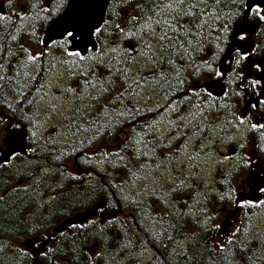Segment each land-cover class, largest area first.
<instances>
[{
    "label": "snow or ice",
    "instance_id": "obj_1",
    "mask_svg": "<svg viewBox=\"0 0 264 264\" xmlns=\"http://www.w3.org/2000/svg\"><path fill=\"white\" fill-rule=\"evenodd\" d=\"M31 7L36 8V5ZM117 8L120 10L116 11ZM61 9H65L63 14L57 16ZM105 10L115 13L111 22L104 18ZM41 12L50 14L43 17L50 21L49 37L39 41L46 50L33 54L23 44L13 50L0 43V107L7 109L0 111V128L7 133L6 137L0 136V149L7 145L3 161L6 163L21 155L25 140L29 145L43 141L39 155L45 156V163L40 167V177L31 174L36 183L39 185L45 176L51 180L57 174L77 180L78 175L72 171L66 174L60 167L62 158L68 156L70 150L80 151L76 146L85 140L94 142L101 133L113 136L119 131L123 139L118 141L116 151L105 149L103 153H83V159L87 161L100 154L102 161L113 168L126 169L125 180L120 185H111L116 189L112 207L130 206L132 216L126 218L138 217L150 211L139 198L155 196L165 213L150 215L149 219L160 224L162 233H167L171 261L175 264H260L264 260V234L252 230L256 223L253 218L264 223V214L241 212L239 222L227 233L216 224L214 227L221 229L223 238H218V242L209 248L207 243H199L202 233L190 227L191 221H195L196 227L208 231V222L213 219L206 208L208 193L189 182L187 188L193 191L184 199L181 208V201L174 195L185 190L184 181L175 178L178 182L174 187L166 188L159 180L165 174L171 175V165L180 155L186 157V162L199 160L202 149L197 148L196 142L199 140L204 144L207 133L218 130L216 139L223 143L225 137L219 132L224 131L225 126L231 125L238 131L240 126H248V117L236 115L227 104L218 103L229 96L227 89L222 94H213L194 83L191 75L198 74L203 67L208 72L214 71L218 80L222 79L224 72L215 70L213 65L221 57L227 60L229 55L232 57L229 83L238 78L243 87L250 68L264 73V65L250 59L258 50L264 49V43L250 44L253 29L264 32V7L248 0H74L72 3L59 0L56 12H51L45 5L34 16L20 19H35ZM52 16L56 18L51 19ZM4 20L7 17L0 15V21ZM106 32L115 34L117 39L103 47L98 48L94 43L91 48L87 47L94 38L99 39ZM30 35L35 41V31ZM11 40L17 42L18 37L11 35ZM76 41L79 43L73 47ZM122 41L127 43L122 44ZM57 50L61 55L54 54ZM83 51L90 55L85 56ZM245 61L248 63L241 70ZM30 68L34 71H29ZM66 76L73 78L75 86L62 83ZM260 84L259 77L247 79L251 89ZM153 94L164 102L152 104ZM235 95L239 96L241 92ZM204 96L208 99L204 100ZM192 97L197 98L196 102H190ZM40 104H43L42 109L38 107ZM258 104L264 106V99ZM251 107L255 109L257 105ZM223 109L228 111L222 123L213 121V114ZM161 124L164 125L163 132ZM53 127L55 131H49ZM251 129H264V123H251ZM173 132L175 135H170ZM176 141L182 142L172 149ZM189 142L193 148L190 153ZM239 147L243 149L244 144ZM160 149H172L176 155L161 160ZM28 151L35 153L36 148L29 147ZM261 151L264 152V148ZM204 155L209 156L208 153ZM243 159V166L247 167L248 158ZM152 160L156 161L155 165L150 163ZM162 164L166 165L163 170ZM196 175L198 173L194 172L186 179H195ZM137 179L145 182L133 199L125 189L131 190ZM148 179L156 186L149 185ZM260 191L264 193V188ZM158 192L162 195L157 196ZM230 198L237 210L264 208V200L238 199L235 189L231 190ZM6 203L5 196L0 195V206ZM197 205L201 207L197 209ZM117 223L120 220L115 214L111 218L101 216L98 234L104 241V248L95 253V257L107 256L114 264H119V252L131 256L133 248L126 230L117 234L115 246L108 248L112 238L105 237L104 227ZM87 226L73 225L79 229ZM160 234L153 232L152 239L157 240ZM60 235L65 234L61 232ZM177 236L182 238L176 239ZM72 243L75 245L76 241ZM32 244L46 260L59 258L67 264L65 257L80 255V250L74 246L60 254L55 237L47 234L42 238L37 236ZM45 245L48 246L43 250ZM163 264L171 262L165 260Z\"/></svg>",
    "mask_w": 264,
    "mask_h": 264
},
{
    "label": "trees",
    "instance_id": "obj_2",
    "mask_svg": "<svg viewBox=\"0 0 264 264\" xmlns=\"http://www.w3.org/2000/svg\"><path fill=\"white\" fill-rule=\"evenodd\" d=\"M0 3L3 4V12H0V15L7 17V20L0 21V43H4L6 47L10 46L13 50L17 48L18 44H23L32 51L31 48L41 45L39 41L42 38V33L50 22L43 19V17L50 14L41 12L39 17L25 20H21L20 17L34 16L45 5L49 7L51 12H56L59 0H7L5 2L0 0ZM33 4L36 5V8L31 7ZM119 10V8L116 9V11ZM63 11L64 9H61L57 13V16ZM113 15H115L114 12L109 13L106 10L105 19H109L111 22ZM55 18V16L51 17V19ZM32 31L36 33L35 41L30 35ZM10 34L16 35L18 41H12ZM116 39L115 34L106 32L99 39H95V41L99 48L103 47L105 43H110ZM256 40L257 43H264V32L260 29L257 32ZM126 42L122 41L121 43L125 44ZM54 54L58 56L61 55V52L57 50ZM88 55H90L89 52L86 56ZM105 62L107 63V56L105 57ZM213 67L216 70V62ZM29 71H34V69L30 68ZM189 75H191V69L189 70ZM203 75L207 76V73L201 68L198 74L191 75V79L199 80ZM70 84L75 86L73 78H70ZM227 90L229 96L224 101H218V103L227 104L237 115L235 100L240 95L237 96L235 93L241 92V89L228 85ZM158 98L160 99L161 97L158 96ZM160 100L161 103L164 102L162 98ZM194 100L197 99L194 98ZM0 111L6 112L7 109L6 107H0ZM227 111L228 109H223L215 112L211 119L217 123H222ZM228 118L231 117L229 116ZM160 127V130L163 132L164 125L161 124ZM49 131H55V129L51 128ZM216 131L218 130H214L213 133H207V139L204 142L212 139V137H216ZM2 132L3 129L0 128V136H2ZM237 134V129L231 125L225 126V130L219 132L220 136L225 137L222 144L227 145L234 142ZM170 135L174 136L175 133L173 132ZM241 135L245 142L252 143L251 138L246 136L247 134L242 133ZM122 139L123 137L119 131L113 136L101 133L94 142L85 140L83 144H78L76 147L80 151L70 150V154L62 158L60 167L64 169L66 174L72 171L73 174L78 175L80 178L77 180L62 178L57 174L51 180H48L47 176L43 177V181H47L46 183L43 181L39 185L36 183L31 174L36 173V176L40 177V167L45 163V156L39 155L40 146L43 144V141L30 145L36 148L35 153L17 156L6 163L0 161V195H4L7 200L6 204L0 206V264H64V260L59 258L46 260L41 257L39 255L40 250L36 245L32 244V241L37 239V236L42 238L46 234L50 237H55L56 246L60 254H63L64 251L73 246L80 250L78 257H65L67 264H114L107 256L95 257V253L104 248V241L100 239L98 234L100 218L101 216L111 218L112 214L119 217L120 223L104 227L105 237L112 238V243L108 245V248L115 246L116 235L123 233L125 230L133 242L131 256H128L125 252L117 254L119 264H163L165 260H169L171 264H175V261H171V244L167 240V233H162L160 224L149 219L150 215L159 216L165 213V209L162 205L158 204L156 197L145 195L139 198L143 202V205L150 209L148 214L126 218L132 216L131 207L121 206L119 209L112 207L116 189L111 188L112 184L120 185L125 180L126 169L122 167L113 168L110 163L102 161L100 154L93 156L91 161L83 159L84 152L91 155L97 151L103 153L105 149L116 151L117 143ZM167 142L165 140V143ZM175 143H173L172 147ZM261 148H264V145ZM261 148L257 152L260 158V160L258 159V163L261 162L263 164V172L260 177L261 183H259L262 187L260 189L264 188V152L261 151ZM170 150L160 149V159L164 160ZM47 162L52 163L51 160ZM150 163L155 165L156 161L152 160ZM244 169L245 171L247 170L242 165L236 171H232L231 169L230 171L226 170L224 176L215 179L212 187H195L208 193L206 208L208 215L213 217L208 222L207 232H203L201 228L196 227L195 221H191L190 223L192 230L202 233L199 239L201 245L207 243L208 247L211 248L218 242V238H223L221 229H215L214 226L224 218L225 213L231 208L232 211L230 210V212L234 213V215L231 221H229L230 230L234 223L239 222L241 212L248 211L264 214V208L237 210L235 202L230 198L231 190L235 189L236 196L240 199L235 188V180L244 172ZM139 180H135L134 186ZM164 186L166 188L174 187L169 185ZM13 189H17V191H13ZM24 189H27V191H24ZM260 189L257 191L255 198L249 199L247 197L246 199L253 202L264 200V193ZM136 191L134 187L131 190L125 189L126 194L130 195L133 199L136 198ZM192 191L193 189L185 188V190L174 195L175 199L181 201V208H183L184 199ZM156 195L160 196L162 193L158 192ZM221 196L223 199H221ZM102 199L104 200V206L98 209L96 205ZM116 203L119 202L117 201ZM188 203H192V201L188 200ZM200 207V205L196 206L197 209ZM102 209L104 211H101ZM253 219L256 223L252 231L264 234V232L257 229V225L261 221L256 219V217ZM90 220H94L96 223L89 225L88 222ZM78 224L88 226L83 229L73 227V225ZM32 229H35V231ZM145 229H149V231L146 232ZM61 232L65 235L61 236ZM153 232L161 233L157 240L152 239ZM181 238L180 236L176 237V239ZM73 241H76L75 245H73ZM21 246H27L29 251L23 250ZM47 246L45 245L43 250H46ZM24 252L28 254L24 255ZM260 264H264V260Z\"/></svg>",
    "mask_w": 264,
    "mask_h": 264
},
{
    "label": "rangeland",
    "instance_id": "obj_3",
    "mask_svg": "<svg viewBox=\"0 0 264 264\" xmlns=\"http://www.w3.org/2000/svg\"><path fill=\"white\" fill-rule=\"evenodd\" d=\"M5 1L7 0H2V2ZM31 49L33 54L43 50L41 45L39 47H33ZM59 67L60 66L58 65V68ZM62 83L70 84V77L66 76L65 80ZM39 108L42 109L43 104H40ZM67 111L70 113V109H68ZM52 129H55V127H53ZM5 134L6 133L3 130L2 136H5ZM239 141L240 143L245 144L246 147L240 152L239 155L234 156V158L229 157L227 152L228 146L232 144H222L218 139H216V137H212V139H209L208 141L204 142V144L196 142L197 148L202 149L200 159H193L190 162H186V157L184 155H180L179 160L171 165V175L165 174L163 177L160 178L159 184L174 186L175 183L178 182L175 178H178V180L184 181L185 188H187L189 182L195 187H212L215 179L217 177L224 176L226 174V170H239L240 167L245 163L243 157H247L248 166L245 167L247 168V170L245 171L244 169V172L241 173L239 177L235 180V188L237 189L239 198H255L257 191L260 189V187H262L259 185V183H261V173L263 172L262 166H259V160L255 157L254 153L252 152V149H254L255 146L254 143L245 142L242 135L240 136L238 133L235 137L234 144L238 143ZM181 142L182 141H176L172 149H175L176 144H179ZM4 148L5 145L3 146V149H0V153L4 150ZM172 149L167 153L168 156L176 155V153H174ZM192 151L193 148L191 147V142H189L188 152L190 153ZM204 153H208L209 156H205ZM28 154L30 155L32 153L28 151ZM225 156L228 157L227 160L224 159ZM165 166L166 165L162 164L161 170H163ZM194 172L198 173L195 179H186V177H191ZM156 175L159 176V171H157ZM144 182V180L140 179L135 184L134 190H139L140 188H142ZM147 182L152 187L156 186L151 179H148ZM230 210L232 211V208ZM230 210L225 213L224 218L218 223L219 225H221L224 233L230 231L229 221H231V219L233 218V213L230 212ZM257 229L261 232H264V223L260 222L257 225ZM22 249L25 251H29L27 246H23Z\"/></svg>",
    "mask_w": 264,
    "mask_h": 264
},
{
    "label": "flooded vegetation",
    "instance_id": "obj_4",
    "mask_svg": "<svg viewBox=\"0 0 264 264\" xmlns=\"http://www.w3.org/2000/svg\"><path fill=\"white\" fill-rule=\"evenodd\" d=\"M258 30L259 29L257 28L255 30V32L252 33L250 36L253 46L255 44H257L256 37H257ZM221 58L216 61V70H220V71L224 72L225 75L222 79L218 80L215 77L214 72L213 73L208 72L206 69H204L202 67V69L207 73V76L203 75L201 79H199V80L192 79V81L194 83L198 84L201 88H203L205 83L217 80V81H220L224 85V89H227L228 85L229 86H235L236 88L241 89V95L235 100L236 110H237L236 113H237V115H243L244 117H248L249 123H248L247 127L240 126V130L239 131L237 130V132L239 133L240 136L243 132V133L247 134L246 136L248 138L249 137L251 138L252 143H254V145H255L254 149H252V152L254 153L255 157L260 160V158L257 155V152L264 145V129L252 130L251 129V123H254V122L264 123V106H261L258 104L259 100L264 99V73H257L254 68H250V69H248V72L246 73L247 78L244 81L243 87H241V82L238 78L235 79L234 81H232L231 83H229V81L232 80V78L228 76V72L231 70V64L229 63V61L232 59V57L230 56V58L226 61L225 65L222 69L219 67V62H220ZM250 59L253 62L260 63L261 65H264V49L258 50L255 54H253L250 57ZM197 62H199V58H197ZM247 63H248L247 61L242 62L241 70H243V65L247 64ZM255 77L260 78L261 84L258 85V87L256 89H251L247 85V79H252ZM194 98H196V97L191 98V102L196 101V100H194ZM160 99L158 98V96L153 94V99H152L151 103L152 104H156L158 102L161 103ZM207 99H208V97L204 96V100H207ZM252 104H256L257 107L255 109H253L251 107ZM185 107H187V106L185 105ZM234 140H235V138H234ZM240 141L238 143H235V144L233 142L232 145H230V146L234 147V154L229 155V157L234 158V156L239 155L240 152L246 147V145L244 144V148L241 149L239 147V145L241 144ZM259 166H262V168H263V164L261 162L259 163Z\"/></svg>",
    "mask_w": 264,
    "mask_h": 264
},
{
    "label": "water",
    "instance_id": "obj_5",
    "mask_svg": "<svg viewBox=\"0 0 264 264\" xmlns=\"http://www.w3.org/2000/svg\"><path fill=\"white\" fill-rule=\"evenodd\" d=\"M74 2V0H69V3H72ZM249 3H252V2H256V3H259L262 7L264 6V0H248ZM67 8V5L65 7V9ZM64 9V10H65ZM0 12H3V4L0 3ZM105 13H106V10H105ZM63 14V12L61 13ZM60 14V15H61ZM104 18H105V14H104ZM49 25H50V22L46 25V27L44 28V31H43V34H42V39L43 40H47L48 37H49ZM256 29H253L252 33L255 32ZM251 33V34H252ZM76 43H79V41H76L73 43V47L75 46ZM96 44L97 46V43L95 41V38L93 39L92 43H89L87 45L88 48H91L92 47V44ZM250 44H252L251 42V38H250ZM76 50H82V49H76ZM88 53V51H83V54L86 56V54ZM231 55H229L228 59L230 58ZM227 59V60H228ZM221 60H223V58H221ZM221 60L219 62V67L222 69L226 63L227 60H223V62L221 63ZM204 88L205 89H208L210 90L213 94H222L223 93V90H224V85L220 82V81H210V82H207L204 84ZM7 133L5 134V137H6ZM30 147V145L28 144L27 140L24 141V150H23V153L19 156H26L27 155V152H28V148ZM7 151V145L5 144V148L4 150L1 152V156H0V161L1 162H4L3 161V154ZM18 151H19V148H18ZM228 152L230 155H233L234 154V148L233 147H229L228 148ZM104 206V200H100L99 203L96 205L97 208H102Z\"/></svg>",
    "mask_w": 264,
    "mask_h": 264
},
{
    "label": "bare ground",
    "instance_id": "obj_6",
    "mask_svg": "<svg viewBox=\"0 0 264 264\" xmlns=\"http://www.w3.org/2000/svg\"><path fill=\"white\" fill-rule=\"evenodd\" d=\"M106 14V13H105ZM123 44V43H122Z\"/></svg>",
    "mask_w": 264,
    "mask_h": 264
}]
</instances>
